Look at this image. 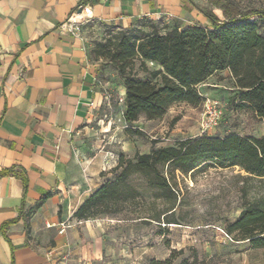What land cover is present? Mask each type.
<instances>
[{"label":"crops","instance_id":"obj_1","mask_svg":"<svg viewBox=\"0 0 264 264\" xmlns=\"http://www.w3.org/2000/svg\"><path fill=\"white\" fill-rule=\"evenodd\" d=\"M82 1L0 0V264L141 259L140 250L119 243L117 220H78L74 213L112 177L120 154L150 151V142L125 130L154 139V121L124 120V102L106 97L105 86L115 83L102 78L85 23L83 39L63 25L78 8L93 12L86 23L124 29L143 18L183 29L200 12L184 0Z\"/></svg>","mask_w":264,"mask_h":264},{"label":"trees","instance_id":"obj_2","mask_svg":"<svg viewBox=\"0 0 264 264\" xmlns=\"http://www.w3.org/2000/svg\"><path fill=\"white\" fill-rule=\"evenodd\" d=\"M184 1L208 20L209 27L193 24L161 32L157 23L143 18L127 29L109 26L118 31L94 44L92 56L110 64L125 89L124 120L132 124L144 116L147 121H157L174 104H201L204 98L198 86L216 73L228 71L238 91L236 107L250 109L264 121V35L258 32L264 10L243 12L231 2L220 3L221 19L202 11L192 0ZM87 2L93 4L95 0L82 1ZM136 62L144 72L148 71L147 62L159 69L150 71V78L140 79L134 72ZM125 132L146 136L131 127ZM151 144L148 153L137 152L133 158L120 154L112 177L82 203L74 217L89 220L140 215L145 206L144 193L133 184L135 177L142 178L150 195L168 201L170 211L177 202L176 173L189 176L205 166L218 165L238 167L249 177L264 180V135L260 138L201 135L170 147H155V141ZM5 174L0 172V177ZM145 215L139 218L152 219ZM22 217L26 218L27 226L28 215ZM4 227L5 224L1 229ZM224 231L233 241H247L254 249L264 248V207H246ZM173 253L168 259L152 260L149 264H172Z\"/></svg>","mask_w":264,"mask_h":264},{"label":"rangeland","instance_id":"obj_3","mask_svg":"<svg viewBox=\"0 0 264 264\" xmlns=\"http://www.w3.org/2000/svg\"><path fill=\"white\" fill-rule=\"evenodd\" d=\"M205 12H212L219 18L222 12L218 4L231 2L239 10H264V0H193ZM193 23L209 27V22L202 14ZM169 22L174 24L172 18ZM181 22V21H179ZM182 23V22H181ZM166 26L165 22L158 24ZM115 26V25H110ZM167 29L173 28L167 25ZM90 38L92 48L96 42L118 31L109 26L85 23L83 30ZM258 32L264 35V17H260ZM92 58L100 66L104 81L114 80L112 89L105 86L106 97L124 98L120 92L119 76L110 64ZM147 72L139 69L135 63L134 72L140 79L150 78L149 72L157 70V65L147 64ZM198 87L199 93L205 92L201 104L179 103L172 105L166 115L152 124L153 131L146 134L144 140L155 141V147L174 146L186 137L201 136V116L206 99L215 102L223 111L222 123L211 135L224 138L238 134L245 138H260L264 134V121L259 120L250 109H238L235 96L238 91L228 73H216L209 81ZM142 148L149 146L142 144ZM152 147V145H151ZM177 202L170 211V203L156 199L149 194L140 177L133 179V184L143 192L145 204L140 215L117 217L116 233L122 239L119 243L140 250L139 264H149L152 260L163 261L174 252L172 264H264V248L254 249L247 241L236 242L227 236L225 226L233 222L242 210L248 206L264 207V180L249 177L238 167L205 166L189 176L176 173ZM147 192V193H146ZM165 213V214H164ZM149 214L150 218L139 217ZM166 215V216H165ZM127 218V219H125ZM170 222V223H169Z\"/></svg>","mask_w":264,"mask_h":264},{"label":"built area","instance_id":"obj_4","mask_svg":"<svg viewBox=\"0 0 264 264\" xmlns=\"http://www.w3.org/2000/svg\"><path fill=\"white\" fill-rule=\"evenodd\" d=\"M93 18V12L84 8H78L63 25L64 30L83 39L81 33V25L88 22ZM108 98V97H107ZM123 102V98L120 99V103ZM222 109L210 99H206L203 104V111L201 116L200 131L201 135H211L213 131L223 121ZM65 231V227L62 225L61 233Z\"/></svg>","mask_w":264,"mask_h":264}]
</instances>
